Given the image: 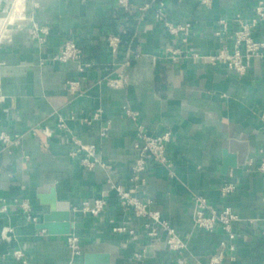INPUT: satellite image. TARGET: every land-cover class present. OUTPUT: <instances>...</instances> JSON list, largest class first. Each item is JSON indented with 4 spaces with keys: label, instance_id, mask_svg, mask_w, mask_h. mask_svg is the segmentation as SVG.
<instances>
[{
    "label": "crops",
    "instance_id": "1",
    "mask_svg": "<svg viewBox=\"0 0 264 264\" xmlns=\"http://www.w3.org/2000/svg\"><path fill=\"white\" fill-rule=\"evenodd\" d=\"M207 1L131 0L124 8L116 0H26L23 17L0 39V135L21 137L18 145L0 141V264H87V255L92 264H209L219 252L221 264H264V177L256 170L264 155V57L239 77L225 64L188 55L171 61L166 52L232 51L236 16L250 20L258 2ZM160 4L168 22L191 23L186 43L157 18ZM11 5L0 0V19ZM110 38L118 40L116 51ZM254 38L264 43V25ZM68 41L81 48L79 62L56 59ZM139 128L171 133L169 166L149 162L143 184L129 181ZM76 140L94 145L106 167L84 168L82 155H72ZM231 140L245 142L248 155L223 172ZM113 184L148 202L184 247L170 250L158 226L150 237L148 220L121 205ZM229 184L234 191L224 194ZM52 191L54 222L69 216L79 256L68 234L40 228L50 213L40 197ZM100 196L107 201L101 214L81 212L82 202ZM198 196L239 216L233 240L219 224L211 231L194 225Z\"/></svg>",
    "mask_w": 264,
    "mask_h": 264
},
{
    "label": "built area",
    "instance_id": "2",
    "mask_svg": "<svg viewBox=\"0 0 264 264\" xmlns=\"http://www.w3.org/2000/svg\"><path fill=\"white\" fill-rule=\"evenodd\" d=\"M117 3L124 8H128L131 5V0H116ZM204 4H207V0H199ZM157 18L163 22L168 32L179 38L183 43L188 41L189 34L192 30V25L189 22L184 23H171L166 20V15L163 10L162 4L156 13ZM237 28L231 33L233 39V49L228 51L222 48L217 53L204 56L194 52L191 49L185 51L181 49H175L169 47L166 49L168 58L171 61H177L184 55L190 56L194 60H201L211 64H225L227 68L234 72L237 76H244L253 58L264 57V43L257 41L254 38L255 32L264 25V0H258L254 7V16L250 20L243 19L240 15L235 18ZM223 23V21H222ZM117 38H110V46L113 51L117 49ZM83 52L81 48L73 41L65 43L63 48L57 54L56 59L63 63L79 62L82 58ZM119 80H113V84L116 86ZM99 114L94 117L97 118ZM107 128H103L100 131V137H105ZM137 143L135 149L137 151V157L130 165L129 181L137 184H143L144 174L149 162L162 166H169L166 149L171 140V133L169 131L159 134L150 135L146 133L142 128L137 132ZM21 137L16 135L14 138H10L7 135H0V141L4 145H18ZM75 150L72 155H82L81 165L87 170H94L96 168H105L106 166L95 157V146L84 145L79 141L74 142ZM256 170L264 177V155L261 158ZM112 189L116 192L120 203L123 207L133 210L138 217L146 218L148 223L146 228H149L148 235L150 237L157 236L156 227L158 226L161 231L167 233V244L172 251L180 250L184 247L183 241L175 234L174 229L164 220L161 219L160 213L155 210L149 209V203L143 202L132 196L134 190H126L120 185H112ZM234 191V186L231 184L223 187L224 194H231ZM107 205L105 197L100 196L94 198L91 202L84 201L81 204V212L90 214L92 216H98L101 214ZM20 207L28 219L35 221V218L31 216L30 207L27 203L22 202ZM239 221V216L232 212L229 208L217 209L214 206L207 203L205 198L198 196L195 199V211L193 214V222L197 228L211 231L219 224L222 230L228 233L231 240L234 239L232 227L234 223ZM153 225V227H152ZM151 228V229H150ZM67 245L70 249L72 256L81 255V246L78 236L73 233L67 235ZM221 247H225L222 243ZM234 245L231 244L229 249L234 250ZM223 254L219 252L215 254L209 264H221Z\"/></svg>",
    "mask_w": 264,
    "mask_h": 264
},
{
    "label": "water",
    "instance_id": "3",
    "mask_svg": "<svg viewBox=\"0 0 264 264\" xmlns=\"http://www.w3.org/2000/svg\"><path fill=\"white\" fill-rule=\"evenodd\" d=\"M231 152H236L237 155L234 156L230 154ZM248 155V145L245 142H238L236 140H231L229 142L228 148L223 150V166L222 171L226 172L230 167H236L237 165H243L246 162ZM41 201H45L46 204L50 206V213L44 216L43 223L40 228L48 230L51 234L66 235L70 233V221L69 216H64V222L56 223V210L57 201L54 196V192L50 196L40 197ZM95 257L91 255L85 256L87 264H92ZM106 258V257H104ZM107 261V258L105 259Z\"/></svg>",
    "mask_w": 264,
    "mask_h": 264
},
{
    "label": "rangeland",
    "instance_id": "4",
    "mask_svg": "<svg viewBox=\"0 0 264 264\" xmlns=\"http://www.w3.org/2000/svg\"><path fill=\"white\" fill-rule=\"evenodd\" d=\"M18 5L20 7H18ZM26 5V0H12V5L9 7V15L5 18H1L0 22H2V27L5 35V30L7 29V26L14 25V22L18 19H21L22 16V10L26 9L24 6ZM8 21H12L9 23ZM6 28V29H5Z\"/></svg>",
    "mask_w": 264,
    "mask_h": 264
},
{
    "label": "clouds",
    "instance_id": "5",
    "mask_svg": "<svg viewBox=\"0 0 264 264\" xmlns=\"http://www.w3.org/2000/svg\"><path fill=\"white\" fill-rule=\"evenodd\" d=\"M18 7H20L18 5ZM9 23H11L12 21H8ZM4 36V31H3V27H2V22H0V39H3Z\"/></svg>",
    "mask_w": 264,
    "mask_h": 264
}]
</instances>
